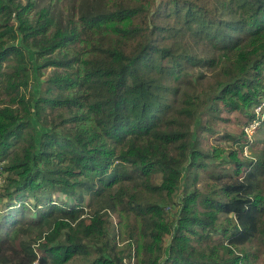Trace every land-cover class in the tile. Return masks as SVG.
I'll use <instances>...</instances> for the list:
<instances>
[{
    "label": "trees",
    "instance_id": "obj_1",
    "mask_svg": "<svg viewBox=\"0 0 264 264\" xmlns=\"http://www.w3.org/2000/svg\"><path fill=\"white\" fill-rule=\"evenodd\" d=\"M75 1L64 18L53 0H0V264L264 256V0ZM224 111L240 135L202 149ZM212 159L233 171L200 187Z\"/></svg>",
    "mask_w": 264,
    "mask_h": 264
},
{
    "label": "rangeland",
    "instance_id": "obj_2",
    "mask_svg": "<svg viewBox=\"0 0 264 264\" xmlns=\"http://www.w3.org/2000/svg\"><path fill=\"white\" fill-rule=\"evenodd\" d=\"M52 0H39L40 6L43 5H48ZM91 1V0H90ZM95 4L97 5L98 8H101V0H94ZM76 2L75 0H53L54 3V10L56 13L61 14L64 18H67L69 16V9L72 6V4ZM33 59V56H32ZM201 69H198L195 72V75L198 76L199 72ZM202 71L204 72L205 76L204 78H201L202 86H206L209 83L210 80V70H206V68H203ZM37 76V75H36ZM34 77L33 80L31 81V87L29 90H33L35 93H37V87L43 85L42 81L44 80L45 76L43 77ZM218 112H214L213 115H209L205 117V122H203V125L201 126L200 129V139L199 142L201 143L200 147L205 150H212L215 146L222 145V144H234L233 140L231 138L227 139L224 135L230 133L236 137L240 135V129L242 122H240L241 115L237 113H231L229 111H224L221 114H217ZM34 124L38 129V132L41 133L42 126L39 124L37 118H33ZM205 127H212L214 132L209 130L208 128ZM207 129V130H205ZM263 131L258 132V136H263ZM230 141V142H229ZM262 146V144H260ZM239 150V149H238ZM244 155L248 156H243L245 161L249 162L251 159H254V156L251 154V151L248 149L243 153ZM251 154V155H250ZM222 161H215V160H210V163L213 164L212 167H208L207 170H201V175L199 178V183L198 185L200 187H204L207 184V175H209L210 171L213 170H230L231 172L233 171V168L231 167V164L225 162L220 164ZM5 176H4V182L0 183V192L4 193L3 188L6 187V182H5ZM183 188V185H181L177 192L175 193L176 195L181 194V189ZM1 195V194H0ZM3 200H6V197L4 196ZM88 201V196L86 197V201L84 205L87 204ZM167 211L172 216L174 217V214L177 212V205L168 203L167 204ZM3 212V211H1ZM110 221H111V232L110 234L112 237L118 236V230H117V216L115 214L110 215ZM214 238L217 239H223L221 236H214ZM116 244L121 246L122 243L118 242L115 239ZM118 249V248H117ZM134 247L131 248V252L133 253ZM134 254V253H133ZM250 262L251 264H263L264 263V256L256 253L255 251L252 252L251 257H250ZM134 264H136L134 262Z\"/></svg>",
    "mask_w": 264,
    "mask_h": 264
},
{
    "label": "built area",
    "instance_id": "obj_3",
    "mask_svg": "<svg viewBox=\"0 0 264 264\" xmlns=\"http://www.w3.org/2000/svg\"><path fill=\"white\" fill-rule=\"evenodd\" d=\"M255 111L257 115H261L264 112V100L261 101L258 105L255 107ZM258 125V121L250 123L248 126L245 127V130L249 135L251 136L252 133L254 132L255 127ZM4 164V161L0 160V183L4 182V174L2 171V166ZM135 262V257L132 256L131 259H125V264H134Z\"/></svg>",
    "mask_w": 264,
    "mask_h": 264
}]
</instances>
